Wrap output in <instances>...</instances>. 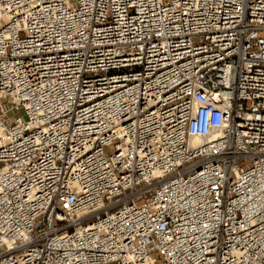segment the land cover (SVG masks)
Wrapping results in <instances>:
<instances>
[{"label": "built area", "instance_id": "obj_1", "mask_svg": "<svg viewBox=\"0 0 264 264\" xmlns=\"http://www.w3.org/2000/svg\"><path fill=\"white\" fill-rule=\"evenodd\" d=\"M0 264H264V0H0Z\"/></svg>", "mask_w": 264, "mask_h": 264}]
</instances>
